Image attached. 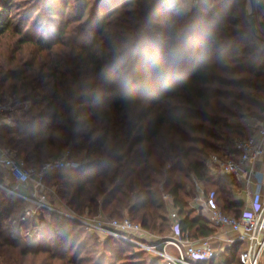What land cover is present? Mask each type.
I'll list each match as a JSON object with an SVG mask.
<instances>
[{"label":"trees","instance_id":"obj_1","mask_svg":"<svg viewBox=\"0 0 264 264\" xmlns=\"http://www.w3.org/2000/svg\"><path fill=\"white\" fill-rule=\"evenodd\" d=\"M34 1L20 13L14 0H0V93L16 105L34 103L17 134L0 126V144L35 168L70 150L80 165L48 172L45 182L80 213L125 210L165 236L176 209L192 239L208 237L216 229L175 181L186 160L199 180L218 187L225 212L240 215L243 182L214 174L210 160L234 151L236 137L249 136L243 119L264 111V18L255 33L249 0L215 8L199 0L176 13L165 0ZM255 10L264 12V0ZM22 201H0V264H167L113 236L98 239L97 255L83 256L91 246L84 229L58 213L51 216L55 249L24 243L1 226ZM199 264H242L241 245Z\"/></svg>","mask_w":264,"mask_h":264},{"label":"built area","instance_id":"obj_2","mask_svg":"<svg viewBox=\"0 0 264 264\" xmlns=\"http://www.w3.org/2000/svg\"><path fill=\"white\" fill-rule=\"evenodd\" d=\"M195 1L196 4L199 2ZM5 109V106L0 105V116ZM70 154V150H66L43 166L35 168L28 166L24 158L0 145V163L7 176L15 183L13 189H6L14 196L37 204L26 208L27 215L38 216L39 211L43 210L40 207L49 209L80 222L103 238L113 236L126 239L153 255L163 257L167 264H199L217 257L236 243L241 245L242 264H264V173L258 166L260 158L264 156V111L256 132L247 138L238 139L234 151L211 156L210 164L217 172L235 176L243 182L241 193L246 196L247 201L240 215H231L225 212L212 192L202 188L193 205L216 229L208 237L192 239L181 229L176 209L170 210L172 226L168 236L153 234L129 217L116 218L104 212L94 216L78 213L61 200L58 187L48 186L45 182L48 172L77 167ZM254 182L255 189L252 191L250 184ZM163 197L167 202H172L171 195L164 194ZM50 198L52 200L48 202ZM226 228L234 235L225 232ZM169 247H173V252L168 250Z\"/></svg>","mask_w":264,"mask_h":264},{"label":"rangeland","instance_id":"obj_3","mask_svg":"<svg viewBox=\"0 0 264 264\" xmlns=\"http://www.w3.org/2000/svg\"><path fill=\"white\" fill-rule=\"evenodd\" d=\"M31 1L33 2L34 0H31ZM165 1H166L165 2L166 6H168L169 9H171L172 12H174V13L181 12L184 10H192L196 6L195 0H165ZM211 1L214 4L213 5L214 7H212V8H215V5L219 2H221L222 0H211ZM27 2H25V0H14L15 7H16L15 10L20 12V13L24 12L30 6ZM256 2H257V0H251V2L248 1L247 9H248V13L254 12L255 17H256V22H257V28H258V21L262 20L264 18V12L258 11L256 13V10H255V3ZM56 6L58 9H60L59 2H56ZM13 16L16 17L17 20H21V17H18L15 14ZM163 16L164 17H161L159 20L161 23L165 22L166 13H164ZM49 26L50 25H48L47 23L42 24V28H48ZM261 30L263 31V29H261ZM34 32L38 36H42V34H43L41 31H38L37 29H35ZM260 44H261V42H260ZM161 47H162V45H161ZM28 53L24 56L23 59L26 60L28 58V55H29ZM14 98L15 97L13 96V97H7L6 99H3L2 94L0 93V105L6 107L5 111L2 113V116H0V119H1L0 120V126L5 125L11 131H13V133L17 134V130L21 125L20 120L27 116L26 111L29 108H31L34 103L30 100H25V101L18 102L16 105V103H13ZM249 118H255L256 119L257 117H249ZM258 118L261 119V117H258ZM246 119L247 118L243 119L244 122H246ZM167 129H168V127H167ZM167 129H164V132H166ZM253 129H254V127L248 125L247 129H246V136L251 135ZM238 137L244 138L245 135L244 136H237L236 138H238ZM56 157H58V156H56ZM56 157H54V158H56ZM72 160L76 161V159H72ZM166 162H168V166L171 165L169 163V162H171L170 158H168L166 160ZM76 163H77V167H78L80 165L79 161H76ZM187 165L188 164H187L186 160H181L180 162H178L177 169L175 171V181L179 182V184L181 185L182 195L187 200H189L190 198L192 200H195L197 197L196 195L201 191L202 188H204L207 192H209V193L212 192V194H214L217 202L220 205H222L221 200H220V192H219L218 187H216L215 185H213L211 183H205L204 181L199 180L193 173H191L188 170ZM210 166H211V164H210ZM216 172H217V169L213 167V173L216 174ZM48 186H50V185H48ZM6 187L13 189L15 187V183L7 176V173L4 169V167L0 163V201L4 202V204L7 205L9 203L10 197L14 196V195H12L6 189ZM56 187L57 186H55V188ZM157 187H159V186H157ZM162 189H163V187H162ZM159 192H160V189H159ZM14 197H17V196H14ZM60 198H61V200L64 201V199L61 196H60ZM20 199H22V198H20ZM22 200H23L22 201L23 204H21L22 206H21L20 210H17L14 213H12V215L10 217L2 218V222H1L2 228L7 229L10 236H15V237L21 238L22 242H24V243H28L31 245H39L41 247H47V248L55 249V247L59 241L58 235H57V234H59V232L56 231L55 225L52 222L51 216L54 212H52L49 209H44V208L40 207L43 210L39 211L38 216L37 215H34V216L33 215H27L26 208L29 206H37V204L33 203L30 200H25V199H22ZM51 200L52 199L50 198L48 200V202H50ZM110 211H112L114 213L112 216L116 217V218H125V217L130 218L131 217L129 212H127L125 210L119 211L116 209H114V210L110 209ZM100 212H103V211H100ZM78 213H80V212H78ZM86 213H88L91 216H94L96 214V213L92 214L88 211H86L85 213H80V214L86 215ZM104 213H106V212H104ZM229 214L233 215L235 213L229 212ZM77 223L85 231L83 233V235H81L82 240L88 242V244L91 245L89 247V249H90L89 251L82 253L83 256L88 255V254L89 255H97L96 253L104 250V248H102L101 245H97V242H101L99 240H105L106 237L103 238L97 232H93V231L87 229V227L85 225L81 224L78 221H77ZM160 236H164V235H160ZM165 236H168V234ZM76 250H74L73 252H75ZM168 250L170 252H173V248H171V247H169Z\"/></svg>","mask_w":264,"mask_h":264},{"label":"crops","instance_id":"obj_4","mask_svg":"<svg viewBox=\"0 0 264 264\" xmlns=\"http://www.w3.org/2000/svg\"><path fill=\"white\" fill-rule=\"evenodd\" d=\"M261 46L264 47V38L260 40ZM260 118H248L246 119L247 126L254 127L252 134L256 132L257 126L259 125ZM258 166L260 167L261 171L264 173V156H262L258 162ZM263 182H264V176H263ZM203 184V183H202ZM264 186V185H263ZM250 189L253 191L255 189V182L250 184ZM264 191V190H263ZM244 196V195H243ZM245 201H247L246 196L243 197ZM194 202V201H193ZM225 232H228L229 235H234L233 232L228 230V228L224 229Z\"/></svg>","mask_w":264,"mask_h":264},{"label":"water","instance_id":"obj_5","mask_svg":"<svg viewBox=\"0 0 264 264\" xmlns=\"http://www.w3.org/2000/svg\"><path fill=\"white\" fill-rule=\"evenodd\" d=\"M249 2H251V0H249ZM249 19L252 25V29L256 33L257 32V22H256V17H255L254 12L249 13Z\"/></svg>","mask_w":264,"mask_h":264}]
</instances>
